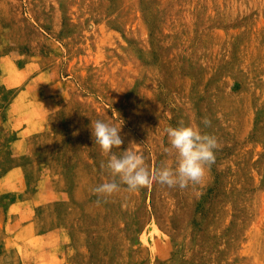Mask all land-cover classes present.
<instances>
[{"label":"rangeland","instance_id":"obj_1","mask_svg":"<svg viewBox=\"0 0 264 264\" xmlns=\"http://www.w3.org/2000/svg\"><path fill=\"white\" fill-rule=\"evenodd\" d=\"M96 120L150 172L181 120L215 163L98 204ZM0 264H264V0H0Z\"/></svg>","mask_w":264,"mask_h":264},{"label":"clouds","instance_id":"obj_2","mask_svg":"<svg viewBox=\"0 0 264 264\" xmlns=\"http://www.w3.org/2000/svg\"><path fill=\"white\" fill-rule=\"evenodd\" d=\"M204 128L212 127V120L205 116L201 120ZM91 133L94 144L98 145L103 155L108 157L107 163L101 162L111 179L96 186L93 192L97 203H107L108 198L124 190L135 193L150 187L153 182L169 188H187L190 184H199L207 170L215 163V152L219 147L218 138L198 127L185 124L183 120L178 126L166 129L170 147L164 148L165 153L175 152L176 167L172 168L162 162L154 172L145 165L144 157L136 151L125 150L117 155L113 149L124 144L121 126L116 127L102 120L92 121Z\"/></svg>","mask_w":264,"mask_h":264}]
</instances>
